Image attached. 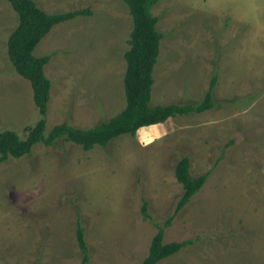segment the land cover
Masks as SVG:
<instances>
[{
  "label": "rangeland",
  "instance_id": "rangeland-1",
  "mask_svg": "<svg viewBox=\"0 0 264 264\" xmlns=\"http://www.w3.org/2000/svg\"><path fill=\"white\" fill-rule=\"evenodd\" d=\"M49 14L90 9L55 26L34 55L53 54L47 132L88 129L126 105V52L133 28L124 0H35ZM154 104L201 102L216 79L215 108L178 116L84 151L38 144L0 164V264H80L77 213L90 264H141L176 211L183 156L211 174L175 216L165 243L195 241L159 264H264V0H161ZM18 16L0 0V133L25 137L40 119L29 81L8 56ZM164 137L157 140L156 137ZM146 141H154L147 147ZM143 199L149 202L145 220Z\"/></svg>",
  "mask_w": 264,
  "mask_h": 264
},
{
  "label": "trees",
  "instance_id": "trees-1",
  "mask_svg": "<svg viewBox=\"0 0 264 264\" xmlns=\"http://www.w3.org/2000/svg\"><path fill=\"white\" fill-rule=\"evenodd\" d=\"M6 1L18 16V25L9 35L7 42L9 60L16 74L30 82L33 101L40 119L33 127L27 129L25 137L21 138L12 130L0 133V164L10 158L21 159L31 155L38 144L58 147L61 142L72 143L84 151H91L97 146L106 148L120 137H135L141 129L149 125L165 124L178 116L202 114L215 108L213 92L216 79L212 81L201 102L170 105L153 103L154 70L158 64L161 41L164 36L157 30L159 18L152 11L161 0H124L133 21L128 41L130 49L125 54L127 63L124 76L125 108L116 116L93 128L80 129L63 122L47 132V113L52 82L45 75V67L54 53L36 57L34 51L55 26L80 16H90L92 12L90 9H85L49 14L41 9L35 0ZM211 172L193 176L191 160L188 156H183L177 163L175 176L182 185V196L177 202L175 214L163 226L157 225L158 231L151 242L148 255L141 264H159L195 244L193 240L165 243V231L171 226L175 216L200 192ZM148 206L149 202L143 199L141 213L145 220H152L148 213ZM77 218L76 239L82 254L80 264H90L85 229L80 221L79 213H77Z\"/></svg>",
  "mask_w": 264,
  "mask_h": 264
},
{
  "label": "clouds",
  "instance_id": "clouds-1",
  "mask_svg": "<svg viewBox=\"0 0 264 264\" xmlns=\"http://www.w3.org/2000/svg\"><path fill=\"white\" fill-rule=\"evenodd\" d=\"M147 127H154V126H151V125H149V126H147ZM164 137H161V136H157L156 137V139L157 140H162ZM152 142H154V141H146V142H144V144H143V146L144 147H147L150 143H152Z\"/></svg>",
  "mask_w": 264,
  "mask_h": 264
}]
</instances>
